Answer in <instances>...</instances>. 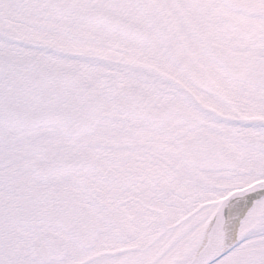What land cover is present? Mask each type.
Masks as SVG:
<instances>
[{
  "label": "snow or ice",
  "instance_id": "snow-or-ice-1",
  "mask_svg": "<svg viewBox=\"0 0 264 264\" xmlns=\"http://www.w3.org/2000/svg\"><path fill=\"white\" fill-rule=\"evenodd\" d=\"M0 264H264V0H0Z\"/></svg>",
  "mask_w": 264,
  "mask_h": 264
}]
</instances>
